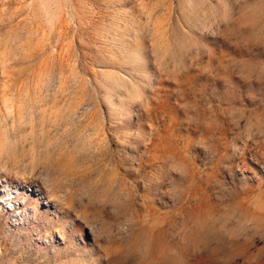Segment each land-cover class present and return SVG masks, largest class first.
Masks as SVG:
<instances>
[{"label":"rangeland","instance_id":"374dc122","mask_svg":"<svg viewBox=\"0 0 264 264\" xmlns=\"http://www.w3.org/2000/svg\"><path fill=\"white\" fill-rule=\"evenodd\" d=\"M0 264H264V0H0Z\"/></svg>","mask_w":264,"mask_h":264}]
</instances>
